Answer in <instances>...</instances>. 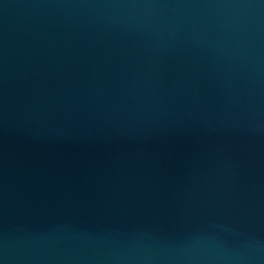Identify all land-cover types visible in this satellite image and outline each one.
Segmentation results:
<instances>
[{"label":"water","instance_id":"95a60500","mask_svg":"<svg viewBox=\"0 0 264 264\" xmlns=\"http://www.w3.org/2000/svg\"><path fill=\"white\" fill-rule=\"evenodd\" d=\"M0 264H264V0H0Z\"/></svg>","mask_w":264,"mask_h":264}]
</instances>
